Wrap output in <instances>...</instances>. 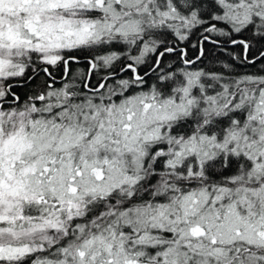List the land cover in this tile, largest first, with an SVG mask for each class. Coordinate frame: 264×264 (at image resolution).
<instances>
[{
	"label": "snow or ice",
	"instance_id": "obj_1",
	"mask_svg": "<svg viewBox=\"0 0 264 264\" xmlns=\"http://www.w3.org/2000/svg\"><path fill=\"white\" fill-rule=\"evenodd\" d=\"M0 264H264V0H0Z\"/></svg>",
	"mask_w": 264,
	"mask_h": 264
}]
</instances>
